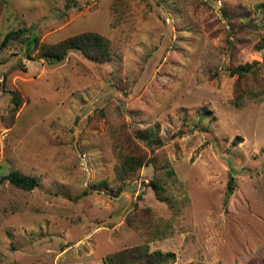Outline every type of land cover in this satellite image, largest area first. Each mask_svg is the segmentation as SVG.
<instances>
[{"label":"rangeland","instance_id":"rangeland-1","mask_svg":"<svg viewBox=\"0 0 264 264\" xmlns=\"http://www.w3.org/2000/svg\"><path fill=\"white\" fill-rule=\"evenodd\" d=\"M72 1L0 0V40L18 27L45 45L96 31L112 52L70 50L55 63L15 43L0 52V177L14 168L40 181H0V264H104L142 242L173 251L168 264H264V97L233 93L264 84V47L225 13L244 7L261 22L264 0ZM237 64L259 67L237 78L226 69ZM147 126L163 143L131 141L152 159L122 181L116 143ZM166 163L169 201L149 185ZM129 213L172 232L149 239Z\"/></svg>","mask_w":264,"mask_h":264},{"label":"trees","instance_id":"trees-1","mask_svg":"<svg viewBox=\"0 0 264 264\" xmlns=\"http://www.w3.org/2000/svg\"><path fill=\"white\" fill-rule=\"evenodd\" d=\"M71 1L67 0L66 4L69 6ZM259 6L264 10L263 3H260ZM225 13L229 23L236 19L238 20L236 27L237 31L243 29L257 30L258 39L256 40V44L264 47V34L259 31L260 29H264V21H254V19L249 16L248 10L244 7L231 9L229 12ZM13 43L18 45L19 49H25L24 54L27 58H33V52L36 51L38 57L44 58L46 61L52 63L63 60L70 50H79L83 55L95 61H105L112 56L108 38L96 31H81L55 43L45 45L40 41L34 28L18 27L5 32L0 40V52L5 48H9ZM258 67L259 66L254 65L237 64L235 66H228L226 69L230 75L243 78L250 73H255ZM10 92L13 102L12 108L15 110L21 104V96L17 90H10ZM233 93L234 100L242 101L243 98L262 99L264 97V84L256 87L247 86L243 89H236ZM198 115L200 116L199 122L208 116L204 111H199ZM135 138L149 147L160 146L163 143L158 129L151 126L141 128L132 135H128L126 140H123L122 143H116V147L119 150V158L114 166V170L116 177L122 181L135 173L140 167L149 163L152 159L142 153L141 150L129 148L131 141L135 140ZM236 138L238 139L239 137ZM122 146H124V149ZM163 167V170L154 174L149 180V185L157 198L169 201L165 191L167 189L165 185L166 180L171 179L175 182L177 179L171 166L166 163ZM3 179H7L13 185L23 189H33L40 183L36 175L27 174L14 168L8 170L7 173L0 177V181ZM234 186V176L232 173H229L224 198L225 202ZM82 193L86 194L87 189H84ZM126 221L128 225L139 230L145 237H150L149 239L163 238L172 232L171 224L163 218H139L136 214L129 213L126 217ZM174 259L175 254L173 251L161 250L159 248L151 249L147 242L121 248L105 254L102 258L104 264H168L174 261Z\"/></svg>","mask_w":264,"mask_h":264}]
</instances>
